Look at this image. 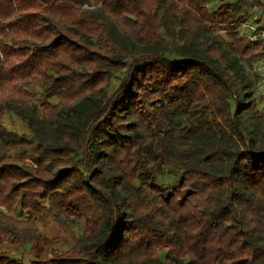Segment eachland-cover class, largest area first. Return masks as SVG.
Segmentation results:
<instances>
[{
    "label": "trees",
    "instance_id": "1",
    "mask_svg": "<svg viewBox=\"0 0 264 264\" xmlns=\"http://www.w3.org/2000/svg\"><path fill=\"white\" fill-rule=\"evenodd\" d=\"M209 2L0 0V243L36 251L0 264H264V116L242 63L264 43ZM46 213L84 234L56 250L27 227Z\"/></svg>",
    "mask_w": 264,
    "mask_h": 264
},
{
    "label": "rangeland",
    "instance_id": "2",
    "mask_svg": "<svg viewBox=\"0 0 264 264\" xmlns=\"http://www.w3.org/2000/svg\"><path fill=\"white\" fill-rule=\"evenodd\" d=\"M227 3L236 7L235 19L243 17L245 22H247L248 25H251L250 27H244L242 33V28L240 27L237 30L238 36L247 37L246 35L251 33L253 26L257 27V25H259L264 27V0H261L259 3H257L256 0H210L206 6L212 11L221 5H226ZM215 32L220 34L225 40L229 39L225 30H217ZM130 59L131 58L128 57V60ZM242 63L245 65L246 74L251 81V89L256 102L255 108H257L260 114L264 116V48L261 52L243 58ZM35 100L41 101V98L35 96ZM2 122L11 131H16L18 133L29 132L26 123L13 113H5ZM158 179L161 180L163 184H172L175 179V173L172 174L164 171L160 173ZM25 215V213L19 211H16L15 214H11L13 218H23V220H27L28 218H25ZM17 226V228L24 227L19 224ZM27 227L29 230L36 229L41 235L51 241V245L59 251L74 246L77 237L84 234V230L81 226L68 228L63 222L56 221L51 213L39 216L35 224ZM34 244V242H31V244L19 243L15 245L11 242L10 238H5L0 243V247L10 251L15 256L21 257L24 261L30 262L31 258H34L36 253Z\"/></svg>",
    "mask_w": 264,
    "mask_h": 264
},
{
    "label": "built area",
    "instance_id": "3",
    "mask_svg": "<svg viewBox=\"0 0 264 264\" xmlns=\"http://www.w3.org/2000/svg\"><path fill=\"white\" fill-rule=\"evenodd\" d=\"M250 26L251 25H248L247 22H245L241 27L242 28L241 33L244 27H250ZM246 36L247 37L249 36L248 38H250L253 41L260 39L264 43V27H261L259 25H257V27L253 26L251 33L247 34Z\"/></svg>",
    "mask_w": 264,
    "mask_h": 264
}]
</instances>
